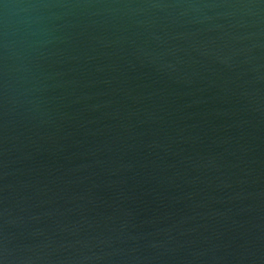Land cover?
<instances>
[{"label":"water","instance_id":"95a60500","mask_svg":"<svg viewBox=\"0 0 264 264\" xmlns=\"http://www.w3.org/2000/svg\"><path fill=\"white\" fill-rule=\"evenodd\" d=\"M0 264H264V0H0Z\"/></svg>","mask_w":264,"mask_h":264}]
</instances>
